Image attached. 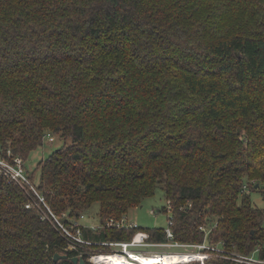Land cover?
Instances as JSON below:
<instances>
[{"label": "trees", "instance_id": "obj_1", "mask_svg": "<svg viewBox=\"0 0 264 264\" xmlns=\"http://www.w3.org/2000/svg\"><path fill=\"white\" fill-rule=\"evenodd\" d=\"M53 133L36 192L0 171V264H69L54 253L85 249L51 212L98 202L105 223L157 187L167 227L84 237L142 230L264 262V0H0V147L25 160Z\"/></svg>", "mask_w": 264, "mask_h": 264}, {"label": "built area", "instance_id": "obj_2", "mask_svg": "<svg viewBox=\"0 0 264 264\" xmlns=\"http://www.w3.org/2000/svg\"><path fill=\"white\" fill-rule=\"evenodd\" d=\"M52 137V136H49ZM11 151L8 149L5 153L3 149L0 147V171L3 172L7 177H9L12 180L17 181L20 184L26 183L32 188L35 192L36 189L34 187V184L31 183L29 177L27 176V172L24 165V160L20 156H13L11 157ZM40 200L43 201V198L40 197ZM30 203H27L26 206H29ZM153 211V210H152ZM52 216L57 224V227L59 231L67 238L69 244L68 247L71 249H85L80 250L81 254L79 255H86V259L88 260L89 264H97L94 261H92L90 258L96 256L100 253H117L122 256L127 257L130 260H134L132 258V252L137 253H145L142 250H136L132 249L131 247L135 246H143L144 243H150L146 240L148 234L145 231L138 230L136 231L130 240H120V241H92L83 235V227L91 228L92 230H96L101 227H109V226H115L118 228H135L138 227L135 221L131 220L127 214H124L119 219L109 218L105 221V223L98 222L97 224L91 225V226H84L78 222L77 218H70L66 216V213H64L61 216L55 215L52 213ZM83 214L80 215L82 217ZM167 236L169 238L172 237V232L170 228H166ZM139 236V237H138ZM177 242V241H175ZM100 243L107 245L108 248H95L92 246L93 244ZM154 243V242H151ZM179 244H191L197 247L198 252H203L202 254L207 258V254H209L208 249H216L223 251V248L221 247H215L214 245H211L206 242L201 243H180ZM240 260H244L245 262L249 264H263L264 262L262 260H258L254 257H247L241 255ZM195 261L196 263H192ZM187 264H198L199 260L193 259L191 261L186 262Z\"/></svg>", "mask_w": 264, "mask_h": 264}, {"label": "rangeland", "instance_id": "obj_3", "mask_svg": "<svg viewBox=\"0 0 264 264\" xmlns=\"http://www.w3.org/2000/svg\"><path fill=\"white\" fill-rule=\"evenodd\" d=\"M51 135L52 137H48ZM47 135L43 143L39 145L36 149L31 151L28 157L24 160L25 169L27 172V176L29 177L31 183L36 185L38 183L39 170L36 167L37 163L40 159L48 155L56 147L60 146L63 143V137L58 133H53ZM251 199L253 203L259 207H264V197L259 190L251 191ZM162 205H167V201L164 198L163 191L160 187H157L154 194L150 196H146L143 198L142 202L139 205L133 206L129 209L127 215L128 217L135 221L136 224L140 228H152V227H167L168 217L171 214L170 211L159 210ZM153 210V211H152ZM98 202H94L91 207L84 211L83 216H78V222L84 226H91L97 224L98 216ZM201 243V242H200ZM195 244V243H194ZM95 248H103L105 246H95ZM108 248V247H105ZM132 249L142 250L146 254L148 253H164V252H195L199 253L197 247L189 244H179L173 240H168L166 242H154L147 243L143 246H135L131 247ZM216 250V249H215ZM78 254H81L80 250H78ZM203 252H200L201 254ZM219 253L209 252L207 254V258L205 256L203 258H198L200 264L202 261H205L207 264H213V260L210 257H217ZM203 255V254H201ZM255 257H257L255 255ZM86 258V257H84ZM210 258V259H209ZM241 258V256H239ZM264 264V263H263Z\"/></svg>", "mask_w": 264, "mask_h": 264}, {"label": "bare ground", "instance_id": "obj_4", "mask_svg": "<svg viewBox=\"0 0 264 264\" xmlns=\"http://www.w3.org/2000/svg\"><path fill=\"white\" fill-rule=\"evenodd\" d=\"M131 252L135 261L117 253H100L90 259L97 264H187L188 261L204 257L201 255L202 253L199 254L200 252H164L158 254ZM200 264L207 263L202 261Z\"/></svg>", "mask_w": 264, "mask_h": 264}, {"label": "water", "instance_id": "obj_5", "mask_svg": "<svg viewBox=\"0 0 264 264\" xmlns=\"http://www.w3.org/2000/svg\"><path fill=\"white\" fill-rule=\"evenodd\" d=\"M64 258L69 260V264H89L88 260L84 258L83 255L76 254L69 256L66 252L63 253L55 252L53 255V259L55 261Z\"/></svg>", "mask_w": 264, "mask_h": 264}]
</instances>
